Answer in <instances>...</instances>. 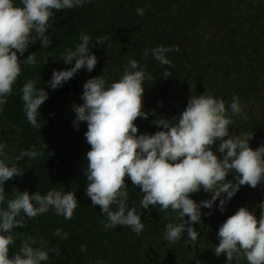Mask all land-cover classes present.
Returning a JSON list of instances; mask_svg holds the SVG:
<instances>
[{"label":"trees","instance_id":"1","mask_svg":"<svg viewBox=\"0 0 264 264\" xmlns=\"http://www.w3.org/2000/svg\"><path fill=\"white\" fill-rule=\"evenodd\" d=\"M245 1L86 0L82 7L59 12L53 10L47 33L52 43L43 48L41 41L37 40L22 56L18 53L21 74L7 97V103L0 106L4 135L7 130L9 133L13 131L12 138H0V144L8 145L3 149L4 153L13 162L16 156L31 150L33 145L44 154L35 159L23 157L18 162L23 175L7 181L4 189L6 199L12 198L14 188L28 191L30 195L37 191L42 195L49 190L73 191L78 207L71 219L57 215L54 209L33 219L25 218L24 228L13 229L17 238L10 246V255L18 252L21 243L31 237L35 241L34 244L29 241L32 247L49 251V259L42 264H227L225 255L215 256L212 246L209 250L204 244L218 237L224 211L233 215L243 206L259 218L261 209L258 205L264 202V182L255 189L241 186L226 203L223 212L219 200L211 209L202 208V214L206 210L211 212L213 229L200 223L193 225L198 231L195 245L186 242V233L177 242L164 240L166 225L182 221L176 212L171 209L162 211L159 205L138 209L143 213L141 221L144 224L139 235L126 226L105 228L106 214L99 206H93L86 195L84 169L87 167L86 153L90 150L84 135L87 124L81 122L78 128L73 126L75 112L72 106L83 103V84L88 79L103 75L108 83L116 81L123 75L130 59L136 60L146 73L143 111L149 113V117L135 121L138 134H155L162 130L152 121L158 117L171 119L182 113L191 95L208 91L225 101L233 95L229 86L233 88L232 84L238 81L237 73L242 66L238 57L248 43L246 36L241 37L247 19L242 13ZM15 3L19 4L20 0ZM137 9H144V14L138 15ZM81 33L92 38L89 47L98 58L95 69L91 73L82 69L61 87L52 89L47 82L51 80L53 70H67L74 66L75 61L65 64L60 56L68 48L75 50ZM105 36L108 39L104 45L96 43L97 37ZM157 46L178 47V51L166 53L171 66H162L154 59L150 50ZM145 49L149 50L146 57L143 55ZM32 53H36V64H24ZM113 67L118 71L113 72ZM165 70L171 73L166 79L163 77ZM28 79L34 80L37 87L48 93V99L37 113L41 129L32 126L24 112L21 88ZM243 133L253 135L249 141L253 149L264 144V120L251 122ZM44 144L46 148L42 147ZM232 181L235 183V177ZM126 184L127 204L129 207L139 206L143 193L129 178H126ZM211 196L201 189L191 198L199 203L210 200ZM0 207H6V203ZM112 208L115 209L116 205ZM57 229L62 230L61 236L54 235ZM63 233L68 234L67 239L62 238ZM233 264H247V261L242 258L234 260Z\"/></svg>","mask_w":264,"mask_h":264},{"label":"clouds","instance_id":"2","mask_svg":"<svg viewBox=\"0 0 264 264\" xmlns=\"http://www.w3.org/2000/svg\"><path fill=\"white\" fill-rule=\"evenodd\" d=\"M85 2L20 0L17 4L15 0H0V106L7 103L21 74L18 53L22 56L37 40L43 48L52 43L47 33L53 10L82 7ZM144 11L137 9V14L142 16ZM106 39L107 36L97 37L95 41L104 45ZM91 40L89 35L81 33L75 50L68 48L61 54L60 59L65 64L73 61L75 64L67 70H53L51 80L47 82L52 89L61 87L82 69L89 73L95 69L98 58L89 47ZM150 51L162 66H171L166 53L178 51V47L157 46ZM148 53L145 49L143 55L146 57ZM23 63L34 66L36 53L28 55ZM112 71L116 72L118 68L113 67ZM170 76L171 73L165 70L164 79ZM145 79V70L136 60L130 59L118 80L108 83L105 76L99 75L83 84V103L72 107L75 112L73 126L78 128L81 122L87 124L84 135L90 150L86 153L87 167L84 169L86 195L93 206H99L106 214L105 228L126 226L137 235L144 229L143 213L138 209L157 205L162 211L171 209L182 223H168L164 240L177 242L186 233V242L195 245L198 231L193 225L201 223L202 208L211 209L219 200L223 212L226 203L241 186L255 189L264 182V144L253 149L249 143L252 134H230L229 128L234 121L228 116L225 101L208 91L191 95L186 108L177 116L154 119L152 123L162 130L155 134H138L135 121L149 117V113L143 111ZM21 93L28 122L41 129L37 113L48 99V93L37 87L32 79L24 83ZM228 107L233 115H243L238 96H233ZM218 140L222 159L213 151ZM5 147L0 144V205L6 203V207H0V264H42L49 259V251L32 247L35 241L31 237L21 243L18 252L10 255V246L17 238L13 229L24 228L25 218L33 219L50 209L71 219L78 201L73 191L49 190L46 195L37 191L30 195L28 191L15 188L12 198L6 199L4 184L24 173L18 162L23 157L35 159L44 153L33 145L13 162L4 153ZM229 174L235 175V183L226 180ZM126 178L143 193L139 206L127 204ZM201 189L212 196L210 200L197 203L191 195ZM258 207L261 209L259 218L248 207L242 206L219 226V244L214 253L217 257L225 255L227 264L242 258L247 264H264V202ZM54 235L61 236L62 230L57 229ZM67 236L63 233L62 238L67 239Z\"/></svg>","mask_w":264,"mask_h":264},{"label":"rangeland","instance_id":"3","mask_svg":"<svg viewBox=\"0 0 264 264\" xmlns=\"http://www.w3.org/2000/svg\"><path fill=\"white\" fill-rule=\"evenodd\" d=\"M262 4H264V0H246L242 9V13L247 16V19L243 31H241V37L244 38L246 36L245 39L248 43L240 57H238L242 61V66L237 73V77L239 75L238 81L235 79L236 75H234L232 78L236 81L232 84L233 88L230 89L231 85L229 86V90L232 91L233 95L231 94V97H227L225 100L228 116L234 121L229 128L230 134H241L251 122L264 120V5L261 6ZM209 34L211 33L209 32ZM209 34H206L207 37ZM227 57L232 60L231 55ZM228 59H226L227 62ZM234 72L235 70L232 71V73ZM234 95L239 97L243 115H233L228 107ZM4 129L3 125L0 124V138L4 136L9 139L12 138L13 131L9 133V130H7V135H4ZM219 143L220 141L218 140L213 147V151L222 159L223 154L218 152ZM234 177V174H229L226 180L232 181ZM207 211L202 214L200 224L202 226L209 225V229L212 230L213 223L209 217L210 215H207ZM222 214L224 221L230 216L228 211H224ZM220 219L219 216L218 220ZM218 244V238H213L204 244V247L211 250L210 245L215 249Z\"/></svg>","mask_w":264,"mask_h":264}]
</instances>
